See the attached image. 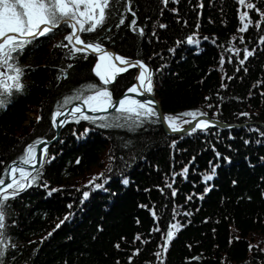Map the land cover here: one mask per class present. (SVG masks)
Segmentation results:
<instances>
[{"label": "trees", "instance_id": "trees-1", "mask_svg": "<svg viewBox=\"0 0 264 264\" xmlns=\"http://www.w3.org/2000/svg\"><path fill=\"white\" fill-rule=\"evenodd\" d=\"M247 3L260 11L237 0H114L103 27L80 34L85 42L149 64L152 92L166 115L199 110L240 126L182 135L167 134L161 121L99 127L125 123L113 112L95 124L66 123L47 147L38 181L7 202L3 264H264V23L256 27L264 0ZM242 11L253 21L245 32L238 31ZM70 31L62 26L17 57L24 89L0 108V175L27 145L55 137L51 116L63 97L83 85H101L93 72L95 55L69 58L71 45L57 47L68 43ZM190 36L199 43H187ZM244 49L253 55L241 65ZM133 76L129 71L107 86L113 99L134 83ZM212 168L215 175L205 183ZM95 170L96 177L104 173L96 183L106 191L89 184ZM51 189L58 191L49 195ZM85 189L90 195L81 204ZM66 215L70 219L56 228ZM173 224L181 227L173 229L165 252Z\"/></svg>", "mask_w": 264, "mask_h": 264}, {"label": "snow or ice", "instance_id": "snow-or-ice-1", "mask_svg": "<svg viewBox=\"0 0 264 264\" xmlns=\"http://www.w3.org/2000/svg\"><path fill=\"white\" fill-rule=\"evenodd\" d=\"M168 0H164L166 4ZM238 4L247 7V9L259 12L260 10L254 3H247L246 0H237ZM114 3V0H0V108L7 107L10 102V98L13 92H22L24 84L22 83V77L24 69L19 66L17 57L23 53L24 49L38 40L40 37H44L53 33L55 30L62 26H67L71 29L70 33L64 37L68 43L61 42L57 47L69 48V58H75L77 54H83V58L87 59L89 54L99 53V57L94 65L93 72L99 78L101 85L88 84L83 85L79 89L74 90L72 95H68L62 98V101L57 103L56 110L52 113L51 123L52 127L58 128L64 126L66 123L75 122L80 123L83 121H90L95 124L98 120L106 121V118L98 115H88L85 111V107L88 112L91 113H108L109 111L118 114L115 120H123L125 123L110 124L107 122L100 123L99 127H124L129 128L139 127L144 122H157L162 121L166 123L167 127L173 131H183L181 124L178 121L182 117H192V120H196L197 116L206 117L208 114L199 110L186 111L177 115H163L157 110L154 100H138L130 93H136L138 95L150 94L153 91L152 88V76L153 72L148 66L140 60L132 61L119 54L111 53L107 51L101 43L85 42L81 38V33H93L98 29H101L109 18L110 9ZM130 4V0H128ZM128 12H132L131 7H127ZM132 16L135 17V12H132ZM239 20L242 23V27L238 29L239 32H245L253 21L249 18L247 11L240 12ZM247 20V22H245ZM125 20L120 19L119 24H124ZM261 23H264V13H260V20L256 22V27H260ZM136 19L131 20V27L134 31ZM119 26V25H117ZM165 27V25H160ZM140 35H143L144 30L141 28L138 30ZM204 39H208L205 37ZM236 37H233L235 40ZM264 42V38H261ZM241 43H243V37H240ZM179 43V42H178ZM187 43L198 44L199 41L193 37L187 38ZM79 45V46H78ZM174 51V49H170ZM233 51V49H229ZM240 49L235 48L234 52L238 56ZM244 58L239 61L241 65L248 57L253 55L252 51L244 49ZM231 62V60H229ZM221 66L225 63L224 57H221ZM119 65V66H118ZM68 67H72L71 64ZM129 68H138L139 74L136 77L139 82L138 85L129 87L124 95L119 100L113 99V92L109 90L108 85L114 83L116 78L121 74L129 70ZM246 70V69H245ZM239 71V69H237ZM66 78V72L63 74ZM60 77H58L59 79ZM224 86V85H222ZM73 101H81V104H77L69 111H61L62 108L69 105ZM241 115L247 116V113ZM70 116L71 121L67 119H61V117ZM155 118V119H153ZM39 119V118H38ZM191 120H183V124H191ZM215 126L211 121L206 119H200L191 129V132H195L197 129L202 131L207 130L209 127ZM253 131H259V129H251ZM88 129L81 135H86ZM264 136V133H261ZM40 145H45L40 152V159L37 160L36 150ZM47 155V146L45 141L40 139L32 144L27 145L24 154L18 158V161H12L4 169V174L0 175V264H3V257L7 251L8 244L6 243V212L7 202L10 199L16 198L22 191L31 187L38 181L42 175L41 169L44 164V156ZM219 156V153H217ZM2 163V162H0ZM79 163V160H77ZM24 165L30 166L31 171L23 167ZM188 169L183 170V175H187ZM17 174L19 178H17ZM215 175V168H212L211 174H206L203 177L205 183L211 181ZM5 176L11 177L10 182L5 183ZM104 177V173H100L98 177H94L89 184L92 185L93 190L104 189L103 183H96V180ZM174 179V178H173ZM124 185L129 183L127 178L122 180ZM47 188V184H44ZM171 188L172 185L168 184ZM106 191V189H104ZM210 188H205V193L210 191ZM58 189H51L49 195L52 192H56ZM90 193L85 191L82 196L81 204L89 197ZM173 196L176 192L173 191ZM203 197H201L202 199ZM188 199H191L189 197ZM71 208V205H68ZM175 213V209H174ZM155 216V212H153ZM187 215V213H185ZM70 219V215H66L60 224L56 225L59 228L61 224ZM179 224H173L169 226L165 234V243L163 251H167V244L173 239L174 231L180 230ZM55 231V229H54ZM154 231H159L158 228ZM52 233H49L51 236ZM140 239L139 236L136 237ZM15 247V245H12ZM119 247V245H117ZM139 253L137 250L136 254ZM160 253H157L159 256Z\"/></svg>", "mask_w": 264, "mask_h": 264}, {"label": "water", "instance_id": "water-1", "mask_svg": "<svg viewBox=\"0 0 264 264\" xmlns=\"http://www.w3.org/2000/svg\"><path fill=\"white\" fill-rule=\"evenodd\" d=\"M78 46H79V45H78ZM104 48H105L107 51L111 52V53L118 54V53H117L113 48H111V47H104ZM93 55H95V56L98 58L100 54H99V53H94ZM129 60H132V61H136V60L143 61V60L138 59V58H129ZM143 62H144V61H143ZM144 63L148 66V68H150V69L152 70V68H151V66H150L149 64H147L146 62H144ZM118 66H119V65H118ZM129 71H132V72L134 73V78H133L134 83H133L130 87H132L134 84L139 86V82H138L137 79H136V77H137L138 74H139V69H138V68H129L128 71H126V72H124V73H121L118 77H120L122 74H125V73H127V72H129ZM118 77H117V78H118ZM117 78H116V79H117ZM126 91H127V90H126ZM126 91H124L122 94H120V95H119L116 99H114V100H119V99L124 95V93H125ZM129 95H131V96H133L135 99H138V100H141V101H144V100H154V101H155V104H156V107H157V110H158L160 113H162L163 115H166V114L164 113L163 109H162V106H161L159 100L156 98V96L154 95L153 92L150 93V94L142 95V96H141V95H138V94H136V93H130ZM77 104H81V101H76V102H74V103H72V104L66 106V107L63 108L61 111H65V112H67V111H69L72 107H74V106L77 105ZM85 111L87 112L88 115H98V116L106 115V114L112 113L111 111H109L108 113H91V112H88V111H87V108H86V107H85ZM61 119H67V120L70 121V120H71V117H70V116H64V117H61ZM200 119H206V120H209V121H211V122L215 125V127H219V128H223V129H232V128H235V127H237V126H240L239 124H236V123L222 122V121H220V120H218V119H214V118H212V117H210V116H208V115H207L206 117H200V116H197V119H196V120H192V123H191V124H186V125H183V126H182V128L184 129L183 131H178V132H173V131H171V130L167 127L166 123H164V122H162V121H161V123H162V126H163V128H164V130H165V132H166L167 134H169V135H182V134H185V133H187L188 131H190V129H191L196 123H198V121H199ZM263 126H264V125H263ZM62 128H63V126H62V127L55 128V129H56V134H55V137H54L52 140H44V141H45V144H46L47 147H48L49 145L53 144V142H55L56 140H58ZM44 146H45V145H40V146L37 148V150H36L37 160L40 159V152H41V149H42ZM13 161H18V159L13 160ZM11 163H12V161H11L9 164H11ZM23 167H25L26 169H28L29 171H31V167H30V166L24 165ZM17 177H18V174H17ZM10 179H11V177L6 176V177H5V183L10 182Z\"/></svg>", "mask_w": 264, "mask_h": 264}, {"label": "rangeland", "instance_id": "rangeland-1", "mask_svg": "<svg viewBox=\"0 0 264 264\" xmlns=\"http://www.w3.org/2000/svg\"><path fill=\"white\" fill-rule=\"evenodd\" d=\"M127 59H128V58H127ZM133 77H134V76H133ZM118 78H119V77H118ZM118 78H117V79H118ZM117 79H116V81H117ZM116 81H115V82H116ZM178 123H180L181 126H183V119L181 118V120L178 121ZM98 168H99V167H98ZM98 172H99V170H95V171L92 173V174H94L93 178L96 177V175L98 174ZM17 178H19V176H18ZM85 191H88V189H85ZM85 191H84V192H85Z\"/></svg>", "mask_w": 264, "mask_h": 264}, {"label": "bare ground", "instance_id": "bare-ground-1", "mask_svg": "<svg viewBox=\"0 0 264 264\" xmlns=\"http://www.w3.org/2000/svg\"><path fill=\"white\" fill-rule=\"evenodd\" d=\"M219 128V127H218Z\"/></svg>", "mask_w": 264, "mask_h": 264}]
</instances>
